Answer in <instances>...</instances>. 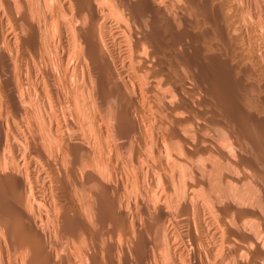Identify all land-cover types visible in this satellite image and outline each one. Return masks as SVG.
<instances>
[{"label":"bare ground","instance_id":"obj_1","mask_svg":"<svg viewBox=\"0 0 264 264\" xmlns=\"http://www.w3.org/2000/svg\"><path fill=\"white\" fill-rule=\"evenodd\" d=\"M250 1L0 0V264H264Z\"/></svg>","mask_w":264,"mask_h":264},{"label":"rangeland","instance_id":"obj_2","mask_svg":"<svg viewBox=\"0 0 264 264\" xmlns=\"http://www.w3.org/2000/svg\"><path fill=\"white\" fill-rule=\"evenodd\" d=\"M249 1H250V0H249ZM254 1H255V0H254ZM254 1H250V2H254ZM256 6H257V5H254V8L256 9V11H255V9H254V12H255V13L260 12V10L264 7L263 5H262L263 7H262V6H260V8L257 7V8L259 9V11H257L258 9L256 8ZM243 13L247 14L246 11H245V12L243 11ZM245 14H244V15H245ZM249 18H250V17H249V14L245 15V20H248ZM248 21H249V20H248ZM260 21H262V22H260ZM254 22L257 24V25L255 24L256 26L254 25V27H256V28L258 29V30H257L256 28H254V30L256 29V31H255L254 33H258V34H260V33H261L260 31L263 30V28H262L263 25H264V24H263V23H264V22H263V19H261V20L258 21V22H260L261 25L263 24V25L261 26V30H260V31H259V28H258V27H260V26H258V25H260V24H258L257 20H256V21L254 20ZM254 22H253V24H254ZM257 26H258V27H257ZM161 32H162V31H161ZM263 32H264V30H263ZM162 33H163V32H162ZM200 63H201L202 66H205V64H206V63H204V61L201 62V60H200ZM202 63H203L204 65H203ZM233 75H234V74H233ZM233 75H232V74H229V75H226L227 77H226V76H223V77H222L223 80H222L221 77H220V78H219L220 80H219V79H218V80L216 79L215 81L218 82V83H219V82H223V83H225V82H226L225 77H226V78H227V82L225 83V85H227L226 87H228L230 90L233 88V89L231 90V93H232V94L235 93V92H237V90H239V89H240V92H242V91H243V87H244V81H243L240 77H237V76L235 77V75H234V76H233ZM230 77H231V78H230ZM234 77H235V78H234ZM232 79H233V80H232ZM239 79H240V80H239ZM236 81H237V82H236ZM237 84H238V85H237ZM236 85H237V86H236ZM235 86H236L238 89H235V88H236ZM229 89H228V90H229ZM230 90H229V91H230ZM235 90H236V91H235ZM231 93H230V94H231ZM249 155H250V156H249ZM249 155H248L249 157H252V159H254V156H253L252 154H249ZM251 155H252V156H251ZM254 160H255V159H254Z\"/></svg>","mask_w":264,"mask_h":264}]
</instances>
